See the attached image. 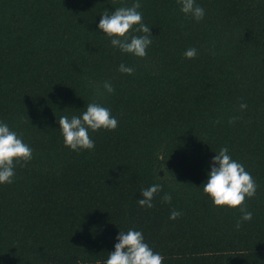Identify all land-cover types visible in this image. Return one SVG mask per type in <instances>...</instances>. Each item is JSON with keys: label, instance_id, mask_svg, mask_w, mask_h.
Masks as SVG:
<instances>
[{"label": "trees", "instance_id": "16d2710c", "mask_svg": "<svg viewBox=\"0 0 264 264\" xmlns=\"http://www.w3.org/2000/svg\"><path fill=\"white\" fill-rule=\"evenodd\" d=\"M135 2L0 0V122L32 149L0 185V264H104L129 229L163 264H264V0H195L200 21L177 0H139L144 58L98 30L105 10ZM92 102L118 126L89 130L95 147L72 151L57 121ZM222 147L257 185L239 229V208L202 191ZM153 184V207L138 206Z\"/></svg>", "mask_w": 264, "mask_h": 264}, {"label": "clouds", "instance_id": "9594fccd", "mask_svg": "<svg viewBox=\"0 0 264 264\" xmlns=\"http://www.w3.org/2000/svg\"><path fill=\"white\" fill-rule=\"evenodd\" d=\"M181 5L180 11L191 15L196 21L203 19L205 11L195 4V0H177ZM141 7L139 0L131 7H120L109 13L105 10L98 24V30L110 38L111 46L118 48L122 53L132 54L138 58L147 55V49L152 43L150 28L142 23V14L138 11ZM134 26H137L134 28ZM143 35L128 34L131 31ZM196 49L189 48L184 52V58L194 59ZM118 71L131 75L134 68L121 64ZM104 93L111 94L114 88L110 82L103 84ZM99 93V88H97ZM241 111L247 108L246 104L239 105ZM237 117H233L229 123H234ZM60 134L65 147L72 151L91 150L95 147L94 141L89 135V130L113 131L118 126V121L111 115L109 108L99 103H89L80 115L71 118L62 115L57 121ZM32 159V149L18 137L17 133L10 130L6 123L0 122V185L12 183L15 175L16 164L26 163ZM211 169L206 182L202 185V191L214 207L239 208L240 220L236 223L239 229L241 224L252 219V213L245 207L246 198H252L256 194L257 185L244 166L232 159L226 147L220 148L211 162ZM161 191V186L153 184L146 189H141V199L137 200L138 206L152 208L154 196ZM162 202L171 203V195L165 193L161 197ZM181 212L172 210L170 220H176ZM114 251L110 253L104 264H163L164 257L155 253L147 243L140 231L129 229L127 232H119Z\"/></svg>", "mask_w": 264, "mask_h": 264}]
</instances>
